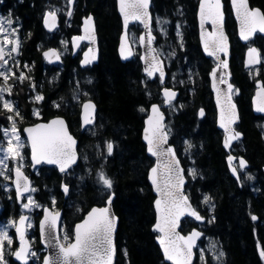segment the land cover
<instances>
[{"label":"trees","instance_id":"trees-1","mask_svg":"<svg viewBox=\"0 0 264 264\" xmlns=\"http://www.w3.org/2000/svg\"><path fill=\"white\" fill-rule=\"evenodd\" d=\"M1 2L4 13L13 16L15 23L21 26L25 46L20 59L30 65L31 70L27 73L36 83V89L43 93V101L39 105L42 120L64 116L71 131L79 138L81 159L68 175H61L56 168L45 166L38 174H31V169L28 170L37 188L36 198L45 207H51L52 199L57 198L59 209L64 210V226L72 234L75 224L93 206L105 205L114 194V208L120 217L116 264H168L156 244L158 234L152 230L155 222L154 195L147 173L154 160L147 156L141 137L149 106L152 103L163 104V86L158 78L150 80L144 75L139 55L130 62L120 60L117 47L122 22L116 0H75L71 25L66 22L69 0ZM198 2L153 0L152 6L153 15L167 17L171 25L166 46L171 48L174 58L168 69L169 83L166 86L176 89L179 98L174 103L177 106L175 111L166 109L170 142L176 147L186 171L189 164L196 171L195 178L187 174L186 193L207 218L203 225L192 220L183 222L182 231L186 233L198 226L204 231L195 264H203L205 260L212 264L215 253L221 252L224 254L220 256L221 264H264L261 257L264 250V117L255 116L251 110L255 83L259 79L264 81V75L261 73L259 77L252 78L243 69L246 46L237 38L229 0H224L232 43V82L241 111V122L237 128L244 134L243 140L234 145L232 153L249 162L247 169L240 170V180L237 181L228 169L229 154L222 147V133L216 127V110L209 85V73L214 62L203 55L200 47L196 20ZM250 2L264 12V0ZM58 7L63 9L60 26L51 35L44 29L43 18L48 9ZM89 14L94 15L97 24L101 51L99 63L82 69L79 65L81 52L74 55L71 50L63 57L61 65L47 64L42 51L47 47L58 48V38L70 41L73 36L81 34L82 21ZM177 21L183 30L184 49L176 36ZM130 29L137 33L141 30L135 25ZM155 32L159 44L160 35ZM254 44L264 54V37L257 36ZM86 47L83 45L82 50ZM188 68L194 72L193 78L189 77ZM177 69L178 74L175 72ZM172 76L176 82L171 81ZM27 85L28 81L21 86L16 83L15 96L27 119L35 123L38 120H34L30 112L36 104L29 100L30 88ZM78 92L83 95V101L91 99L98 107L96 120L85 133L81 132L80 104L75 102ZM202 108L205 116L201 118ZM2 126H8V122L0 114V139H3ZM108 143L113 145L111 155L107 151ZM184 149L187 155L183 154ZM101 173L112 181L111 189L100 181ZM249 176L252 179H248ZM3 181L0 176V203L5 206L4 213L18 215L21 209L14 191L7 193ZM63 183L69 187L68 198L61 191ZM254 215L258 217L257 221L252 219ZM208 238L217 245L213 252L206 246ZM40 246L37 243V247ZM7 255L10 264H17L12 254Z\"/></svg>","mask_w":264,"mask_h":264},{"label":"snow or ice","instance_id":"snow-or-ice-1","mask_svg":"<svg viewBox=\"0 0 264 264\" xmlns=\"http://www.w3.org/2000/svg\"><path fill=\"white\" fill-rule=\"evenodd\" d=\"M73 0H69V3H72ZM150 0H119L121 14L125 18V27L127 28L129 18L139 20L141 23L145 24V27H148L146 19L148 14ZM233 8L236 12L237 20L240 24V32L242 39H248V36L257 30L264 32V13H261L259 10H251L248 7L247 0H232ZM223 5L221 0H200V24L201 28L206 22H210L213 25V32L209 33L210 37L216 36L217 38L212 39L211 44L207 40H204L202 35V40H204L205 51L209 56H216L217 60L219 57L216 55L217 52H225L227 50V37L223 32ZM68 15L71 16V11L68 12ZM48 17H51L53 21L56 19V12H49L45 18V25L51 31L55 27V23L49 24ZM91 18L85 21L86 24L89 23ZM11 19L7 21L0 20V35L5 31L4 25H11ZM166 23V21H165ZM179 35V33H178ZM76 40L84 39V37H76ZM155 39L151 35V30L149 29V35L147 37V44L150 45ZM141 42L145 40V37H140ZM18 47V44H17ZM10 51H17V48L14 47ZM156 53L155 49H152ZM55 55V53H52ZM122 54H123V41H122ZM45 57L49 56V52L44 53ZM131 55V52H129ZM160 53H156L151 57V62L149 67L146 68V73L149 77L153 76V71H159L160 82L164 81V72L159 65L161 62L158 59ZM249 64L260 63V58L257 50L255 48L249 49ZM58 58V57H57ZM127 58V57H124ZM0 61H4V48L0 46ZM91 61L88 59V54L85 53L84 64H88ZM7 62L4 61L3 64H0V69L4 68ZM220 64L226 68V61H220ZM8 72H11V69H8ZM212 76L216 77V70H213ZM0 77H3L5 81L8 79V75L4 71H0ZM20 80L25 79L24 74L21 72L18 77ZM221 83H224L223 76L218 77ZM232 90V85H228V91ZM8 91L11 93V88L0 87V102H2V107L9 112H13L15 116L19 117L20 113L18 110L14 109L12 103L4 99L3 93ZM165 97L170 98L174 97L175 93L170 90H165ZM259 95V93H258ZM225 96V105L221 108V127H225L223 120L227 117L229 123L235 121L234 109L235 105L231 103V97L224 94ZM42 96H37L36 100H42ZM167 103H170V99L166 100ZM219 104V100L217 101ZM58 107V105H57ZM85 113L89 109L94 110V105L87 103L84 106ZM144 111L143 108L140 109ZM259 112H264V98L261 100L260 106L256 109ZM152 113L158 114L154 119L153 116H149L148 127L145 129V141L148 145V151L151 155L156 156L158 159L157 167L152 168V173L157 174L158 168L161 167V161H163L164 172L162 173V183L160 178L156 175L152 177V182L156 186L157 191L163 197V208H161V200L156 201L157 211H158V221L154 227V231L161 233V236L158 237L159 242L163 248L165 259L172 261V264H191L192 258V249L195 247L196 240L200 237L201 233L193 231L189 236H181L177 231L176 227L178 226L179 219L184 215L185 211L197 220H202L203 218L198 215V213L191 208V205L188 202V197L185 196L181 191V185L184 183V180L181 176V170L178 167V161L175 160V154L171 147L164 148L163 145L167 143V134L163 131L164 125L162 124L163 115L159 114V109L157 106L153 105ZM34 114L38 115V112ZM203 110H201L200 115L203 116ZM8 119L13 120V116H9ZM22 119V118H21ZM85 124H91L92 119L86 116L84 120ZM228 129L226 128V131ZM11 131L13 135L7 139V153L3 145H0V165H4L5 160H7L8 153L13 157L19 158L20 167L16 169L15 175L16 180L14 183L17 188V197L21 198L24 193L35 192V188H29L28 184L25 183L23 186L20 184V180H27L26 177H23L20 168L23 167V155L19 152V149L24 147V143L21 140V137L16 134L17 129L15 122H13L12 128L10 130H4V136L8 137V133ZM28 133L29 142L31 145L32 151V161L33 164H38L46 162L48 164H56L59 166L61 172H65L71 164L76 161V153L74 150L75 140L68 133L66 126L64 125L63 120H53L48 124H40L35 127H30L25 129ZM240 133L236 132L234 135H231L225 140V148L229 147V142L232 139H239ZM13 140L16 141V144L13 145ZM189 148L191 145L188 146ZM108 154L111 155L113 151V145L111 143L107 144ZM229 167L232 169L233 175L239 180L237 174V168L233 166L232 161L236 159L235 157L229 156ZM247 166L246 161L240 159L239 168L242 170ZM6 168H0V175H5ZM10 171V170H9ZM189 174L195 178V170L192 169L189 171ZM102 184L108 188H112V181L108 179L103 173L99 176ZM252 179V177H248ZM64 192L67 194L68 188L64 187ZM28 203L24 204V208H28L30 204L35 205V202L32 200L31 196L27 197ZM208 198H205L207 202ZM112 198L111 196L108 199V204L111 205ZM55 203V200H53ZM47 213L45 221H42L40 224V230L42 235L45 231L49 235V245L59 249V255L56 257V264H111L112 256L114 255V245L112 234L115 230V218L110 213V208L105 207L102 209H92L88 214V217L80 224L76 225L74 234L72 237H69L67 234L63 236L65 243H53V229L57 227V218L59 214L51 216V213H48V210L45 209ZM51 216V219H49ZM27 217L21 216L20 222L23 223ZM253 220H256V217H252ZM31 225H29L30 227ZM17 232L20 233L21 246L20 248L12 253L17 260L24 261V264H27V258L29 255L35 256L34 252L26 247V242L24 241L23 233L20 228H17ZM7 240V244H12V239L7 236L6 231H0V264H4V241ZM71 242H68L70 241ZM127 255V253H125ZM221 252L219 256H223ZM219 256L217 259H219ZM261 257L264 258V250L261 251ZM203 259V255L201 256ZM44 264H52V262L45 258Z\"/></svg>","mask_w":264,"mask_h":264},{"label":"water","instance_id":"water-1","mask_svg":"<svg viewBox=\"0 0 264 264\" xmlns=\"http://www.w3.org/2000/svg\"><path fill=\"white\" fill-rule=\"evenodd\" d=\"M221 2H222V5H223V9L222 10H223V14H224L223 32H224L225 36L227 37V41H226L227 50H226V53L225 52H217L216 55L219 57V60H217L216 56H209L207 54V52L205 51L204 40H207L209 42V44H211L212 39L217 38L218 33L216 34V36H212V37H210L208 35L209 33H212L214 31L213 30V25L210 22H206L204 24V26H203V29L201 28L200 12H199L200 0L198 2L197 13H196V20H197V27H198V37H199L200 47H201L203 55L207 59H212L215 62V66L212 68L211 72L209 73V81H210V90H211L212 97H213V103H214L215 110H216V127H217V129L220 132H222V147L225 150V152L229 154V156H232V157L236 158V159H234L232 161L233 166H235L237 168V166L235 165L236 162L239 163L240 159H243L244 161H246V164H247V166L244 169H247L249 167V162L246 160V158H244V157H239L238 158L237 156H235L232 153L234 145L237 144L240 140H243L244 134L240 130L237 129V126L241 122V112H240L238 103L236 102L235 97H234L235 85L232 82L233 72H232V65H231L232 43H231V37H230V35L228 33V29H227V19L228 18H227L225 2H224V0H221ZM74 3H75V0H73V2L70 3V5H69L70 6L69 7V11H71V15L73 13ZM247 3H248L249 9H251V10H259L261 13H264L261 8L256 7V6L253 7L251 2H250V0H247ZM152 6H153V0H150L149 7L147 9L149 16L147 18H145L146 22L148 24L147 28L145 27V24L141 23L139 20H135V19H132V18H129L128 25H127V28H126L125 27V18L121 14V11H120L119 0H116L117 12H118V15H119V17L121 19V22H122V33L120 34V37H119L117 52H118V56H119L120 60L123 63L130 62V61H132L135 58L136 51H135L134 46H133V44L131 42V39H130V27L132 25L139 24L141 26V29H142V32L139 35V48H140L139 59H140L141 64H142L143 73L150 80H154V79L158 78L159 81H160L159 71H155L154 70L152 77H149L147 75L146 71H145L146 68L149 67V64L151 62V57L153 55H156V53H159L158 48L155 46V42H156V38L157 37H156V35L154 34V31H153ZM229 6H230V11H231L234 23L236 25L237 38L239 39V41L243 45L247 46L246 51H245V55H244V60H243V69L244 70H250V69L262 66L263 65L262 53H261L260 49L255 44H253V42L256 40L257 36L264 37V32H260V31L257 30L256 32H253L251 35H249L248 39H242L241 38V32H240V24H239V21L237 20L236 12H235V10L233 8V5H232V0H229ZM48 13H46L44 18H43V26H44V29L48 33L53 34V33H55L57 31V29L60 26V18H59V15L57 13H56L55 21H53L51 19V17H48L49 24L55 23V27L50 31L49 28L45 25V18H46ZM88 18H91V20L89 21L88 24H86L85 21L88 20ZM149 29L151 30V35L153 37H155V39L152 41V43L150 45L147 44V37L149 35ZM202 35L204 37V40H202ZM76 37H84V39L76 40V39H74ZM140 37H145V40L143 42H141ZM122 41H123V54H122ZM70 44H71V48H72V51H73L74 55H77L80 52L81 47H82L83 44L87 45V48L84 49L82 51V53H81V60H80V63H79L80 68L85 69L88 66H94V65L99 63L100 58H101V51H100V46H99L97 24H96V20H95V17H94L93 14H89L88 16H86L83 19L82 26H81V34L73 36L71 38V40H70ZM15 47L17 48V51H14V53L17 54V53H19V45H18V47H17V45H15ZM250 48H255L257 50V52L259 54L260 61H261L260 63H257V64H249L248 63V61H249L248 53H249V49ZM152 49H155L156 53H154L152 51ZM45 52H49V56L48 57H45V55H44ZM53 52L55 53V55L52 54ZM129 52H131V55H129ZM85 53L88 54V59L91 61L88 64H84L83 63V61L85 60ZM42 57L44 58V60H45V62L47 64L52 65V66H58V65H61L63 63V56L60 53L59 49L56 48V47H47V48H45L42 51ZM124 57H127V58H124ZM158 59L161 62L159 67H161L163 72H164V81H163V83H161V82L160 83L162 85H165L167 77H168V67H167L166 62H165V60H164V58L162 57L161 54L158 56ZM220 61H226L227 67L225 68L223 66V64H220V66L218 67V64H219ZM0 62H2V61H0ZM213 70H216V77L217 78H214L212 76ZM220 76H223V79L225 81L224 83H221L219 81L218 77H220ZM229 84L232 85V90L231 91H228V85ZM166 89L170 90L171 92H174L175 96L174 97H170V98H166L165 94H164ZM161 92H162V98L164 100V104L161 105L160 103H153V104H151L149 106L147 116L144 119V125H143V129H142V134H141L142 142H143V144L145 145V148H146V154H147V156H149L150 158H152L154 160L153 165L149 168L148 173H147V181H148V183H149V185L151 187L152 193L154 195L153 208H154V212H155V222H154V224L152 226V230L154 229L155 225L157 224L158 216H159L158 211H157L156 201L158 199H160L161 200V208H163V206H164L163 205V197L157 191L156 186H154V184L152 182V177L154 175H156L158 178H160L161 183H162V173L164 172L163 161H161V167L158 168L157 174H153L151 170H152V168L157 167L158 159H157L156 156H153V155H151L149 153L148 145H147V142L145 141V138H144L145 137V129H146V127H148V124L146 122L148 121L149 116H153V118L155 119L156 116L158 115V114H153L152 113V107H153V105H155L159 109V114L163 115L162 124L165 126L163 131L167 134V143L164 144L163 147L164 148L171 147L173 149L174 154H175V160H177L179 162L178 163V167L181 170L180 174H181V176H182V178L184 180V183L181 185V191H182V193L185 196L188 197V202L191 205V208L193 210H195L200 217L203 218L202 220H197L195 217L189 215L187 213V211H185L184 215H182L180 217L179 222H178V226L176 227V231L181 236H185V237L189 236L193 231L201 233L200 237L196 240L195 247H193V249H192L191 264H195L197 250H198V248L200 246L201 240L204 237V231L200 227H194L191 230H189L188 232L184 233L182 231V225H183V222L185 220H187V219H191L192 221H194L198 225H202V224H205V222L207 221V218L205 216H203L202 213L194 206L191 198L186 193V186H187V183H188V178H187V175H186V168L182 164V161H181V159H180V157H179V155L177 153L176 147L173 144H171V142H170V133H169V130L167 129V124H166L167 123V115H166V112H165V108H168L173 102H176L178 100L179 92L176 89L171 88V87H167V86H164L162 88ZM237 92L239 93V91H237ZM225 93H227V95L231 97V103L235 105V109H234L235 121L232 122V123H229L227 117H225L224 120H223V123L225 124V127H221V122H222V120H221V108L225 105V96H224ZM258 93H259V95H258ZM262 98H264V81L263 80H258L255 83V91H254V94H253L252 99H251L252 112H253V114L255 116L264 117V112H259V111L256 110L257 107L260 106ZM169 99H170V103H167L166 100H169ZM218 100H219V104L217 102ZM87 103H91L95 107H94V110L93 109H89L88 112L85 113V110H84L83 106L85 104H87ZM201 110H203V113H204L203 116L200 115V117L202 118V117L205 116V109H201ZM201 110H200V112H201ZM97 112H98V107H97V104L93 100L87 99V100L82 102V104L80 106V126H81V132L82 133H85L86 130L88 129V127H90L91 125L94 124V122L96 120V117H97ZM86 116L88 118L92 119V123L91 124H85L84 123V120H85ZM53 120H63L64 121V125L66 126L68 133L73 137V139L76 142L75 146H74V150H75V153H76V161H75V163L71 164V166L68 167L65 172H61L59 166L56 165V164H48V163L43 162V161L41 163H38V164H35V165L33 164L31 145H30V142H29L28 133L25 131V129H27V128L35 127L36 125H40V124H48V123H50ZM226 128L228 129L227 131H226ZM236 132L240 133L239 139L230 140L229 147L225 148L224 145H225L226 138L231 136V135H234V133H236ZM23 133L25 134V136L27 138V141H28V146H29V150H30L29 158H30V161H31V164H32L30 169H31L32 172H35L37 169H40L41 167L45 166V167H48V168H56L58 170V172L63 175V174H67L70 170H72L74 167H76L79 164L80 159H81L80 153H79V138L76 137L75 134L71 131L69 123H68L67 119L64 116L56 115V116H53V117L49 118L48 120H45V121L42 120V121H38L35 124L26 125L23 128ZM229 156H228V158H229ZM228 158H227V165H228V169L230 171V174H231V176L234 179L239 181L240 180V173L238 171V168H237V174L239 176V180L237 179L236 176L233 175L232 169L229 167V159ZM15 171H16V169L13 172V182L12 183H13V188H14V191H15L16 199L18 201H21V200H23V198L25 196H27L31 192L24 193L21 198L17 197V188H16V184L14 183V181L16 180ZM20 171L22 172L23 177L27 178L26 181L23 180V179L20 180L21 186H23L25 183H27L29 188H33L32 179L28 175H26L25 171H23V170H20ZM263 171H264V168H263ZM65 186H67V185L65 183H63L62 186H61V191L64 193L65 198H68V196H69V187L67 186L68 192L66 194L64 192V187ZM110 196L112 198L111 205L108 204V199H109L108 198L106 203H105V205L93 206L85 214L84 218L81 221H79V222H77L75 224L74 230H75L76 225L82 223L88 217V214L92 211V209H102V208H105V207H109L111 215L115 218V230H114V232L112 234L113 245H114L115 251H114V255L112 256L111 264H116L117 263V258H118L117 234H118V230H119V226H120V217L117 215V213L115 211V208H114V197H115V195L111 194ZM45 209L48 210V213H51V216H55L57 213L59 214V216L57 218V227L53 229V236L55 237V239H53V243H62L61 232L60 231H61V227H62V224H63V221H64V210L60 209L58 211H54L52 207L46 206L43 209L42 216H41V218H40V220L38 222L39 243H40L41 247L44 248L45 251H46V253H45L44 257H43V260H42V264H44L45 258H48L52 262V264H56V257L59 255V249L56 248V247L50 246L49 245V239L50 238H49L48 232L45 231V233L42 235L41 230H40V224H41L42 221H45V217L47 215V213L45 212ZM21 216L27 217V219L23 223L20 222ZM21 216L18 218L17 224H16V238H17V240L19 242V248H20V246H21L20 233L17 232V228H20L21 232L23 233V236H24V241L26 242V247L31 252L33 246H32V242H31V240H30V238L28 236L29 216H28V214H24V215H21ZM51 216H49V219H51ZM254 216L256 217V220H254V221H257L258 217L256 215H254ZM155 232L158 234V236L156 237V244L158 245V247H159V249L161 251V254H162V257H163L164 261L166 263H168V264H172V261H169V260L165 259L163 248H162V246H161V244L159 242V239H158V237L161 236V233H159L157 231H155ZM73 233H74V231H73ZM29 257H30V255L27 258V264H28V261H29ZM13 259H14V261L16 263L24 264V261L17 260L14 255H13Z\"/></svg>","mask_w":264,"mask_h":264},{"label":"rangeland","instance_id":"rangeland-1","mask_svg":"<svg viewBox=\"0 0 264 264\" xmlns=\"http://www.w3.org/2000/svg\"><path fill=\"white\" fill-rule=\"evenodd\" d=\"M0 4H2L1 0H0ZM48 11L49 12L55 11L59 15V18H60V14H62L63 9H62V7H58V8L50 9V10L48 9L46 12L48 13ZM67 15H68V13H67ZM8 19H11L12 23H11V25L5 24L4 25L5 31L2 35H0V46H3V48H4V61L7 62L4 66V68L0 69V71H4L8 75V79H7V81H5L3 77H0V79H1L0 80V87L6 88V89L11 88V93H9L8 91H5L3 93L4 99L8 100L12 103L14 109L19 111L20 116L17 117L14 115L13 112H9L6 109H4L2 107V102H0V114H2L8 122L7 127L1 128L2 136H3L4 140L0 139V145H3V147L5 149V153H7V147H8L7 139L9 137H11L13 135V133L11 131H9L8 137H5L4 136V130L5 129L10 130L12 128L13 122H15L16 129H17L16 134H18L21 137V140L24 143V147L19 149V152L24 157L23 162H22L23 167L20 168V170L25 171L26 175H28L32 179V177L29 174L30 173L31 174H38V172L41 168L37 169L35 172H32V171H30V173L28 172V170L31 168L32 164H31V161L29 158V153H27V149L29 150V147H28L27 138H26L25 134L23 133V128L26 125L33 124L34 121L27 119V116L21 110V108L19 106V102L15 96V92L17 91V88L15 90L14 86L16 85V83L17 84L19 83V85L21 86L22 84H24L25 81H28L27 86H28V88H30L28 90L29 100L36 104L35 106L32 107V110L30 112V116L33 117L34 120H39V119L43 118L42 111L39 107V105L42 103L43 99L39 100V101L36 100L37 96L43 97V93H41V91L36 89L37 88L36 83L32 82V78L30 77L29 73H27L28 71L31 70V68H30V65L28 63H24L20 59L21 52L19 51V53L15 54L13 51H10L17 44L19 46L21 44H23V46H25L24 36L21 33L20 24L15 23V18L13 16L11 17V16L5 14L4 11L0 8V20L7 21ZM154 20H155V24H154ZM165 21H166V23H165ZM227 21H228V19H227ZM66 22H68V25H71V20H70L69 16H68ZM135 26L140 27V29H141V26L139 24H135ZM169 26H171V25H170V21L168 20L167 17H165V16L164 17L163 16H154L153 15L154 34L156 35L155 31H157V33L160 35V43L159 44L157 43V38H156L155 46L158 48L159 53L164 58L168 69L171 67L172 60L174 58V53L172 52L171 48H168L166 46L167 45L166 44V37H167V32L169 30ZM175 31H176L177 39L179 40V43L183 46L182 48L184 49V44H183L184 34H183V30H182V27H181V24L179 21H177L175 23ZM141 32H142V29L140 30L139 33H137L134 30L132 31L130 29V39H131V42H132L134 49L136 51V55H140L139 35ZM178 33H179V35H178ZM58 42H59L58 49H59L60 53L62 54V56L64 57L71 51L70 41H68L66 38L62 37V38H58ZM253 44H254V42H253ZM246 48H247V46H246ZM22 54H23V52H22ZM262 59H263V65L262 66H260L258 68L257 67L253 68L251 70H247L248 72H251V74L250 73L249 74L252 78L258 77L261 73L264 75V54H262ZM4 61L0 62V64H3ZM214 66H215V62H214ZM8 69H11V72H8ZM21 72L25 76V79H23V80H20L18 78L20 76ZM175 72L178 74L179 69L175 70ZM187 72L189 74V77L193 78L194 72L189 68H188ZM258 73H260V74H258ZM257 74H258V76H257ZM55 76H56V74H54L52 78L54 79ZM167 80H168V78H167ZM167 80H166V83H167ZM171 81L176 82L175 76L171 77ZM84 95L87 96L88 94L86 92H84ZM82 97H83V95L80 92H78V94H76V96H75V102L79 103L80 104L79 106H81V104L83 102ZM54 105H56V104H54ZM167 109H169L171 112H173L177 109V106H175L172 103ZM35 112H38V115L34 114ZM9 116H13V120L10 121L8 119ZM27 121L30 123L25 124ZM15 144H16V141L13 140V145H15ZM183 154L187 155L186 149H184ZM0 155H3V154H0ZM8 157L9 158L7 160H5L4 165H0V168H6L8 170L5 171V175H0V176H2L4 178L3 182H4L5 191H7V193H10L11 190L13 189V183H12L13 182V172L15 169L20 167L21 162H20L19 158L13 157L10 153H8ZM188 161L189 162L191 161V158L189 156H188ZM192 169H194V167L191 164H189L187 167L186 175L187 174L190 175L189 171ZM195 173H196V171H195ZM66 175H68V174H66ZM66 175H64V176H66ZM190 176H192V175H190ZM32 181H33V179H32ZM33 188H35L36 191L31 192L30 194L25 196L23 198V200L18 201L16 199L18 204H19V208L21 209V213L18 215L14 214V216H10V214H8V217H6V219H8V222L6 224L0 226V231H6L7 236L12 239L11 245L7 244V240L4 241V245H5V248H4V258H5L4 264H10V258L8 257L7 254L8 253L12 254V253L16 252L18 249V245H16V244H18V242H16L17 240L15 241V238H16L15 232L16 231L14 232L13 235H11V233L9 232V229L11 227V224H10L11 220L13 218L14 219L19 218L22 214H28V216H29V225H31V226L29 227V225H28V236H29V238L33 244L32 252H34L36 254L35 256L30 255V260H29L28 264H42V260H43V257L45 255V249L42 248L41 246H40V248L37 247V243H39L38 222L37 221H39L40 217L42 216V212H43V209L45 208V205H43L36 198L37 188L34 187V184H33ZM13 191H14V189H13ZM14 195H15V192H14ZM28 196H31L32 200L35 202V205H38V207L34 206L32 204H30L28 208L23 207L24 204L28 203V200H27ZM53 200H55V203H53ZM51 205H52L51 207L53 208L54 211L60 210L58 207V199L57 198L52 199ZM0 206H4V205L0 203ZM4 208H5V206H4ZM10 212H13V211H10ZM60 232H61L62 243H65V241L63 240L64 235L67 234L69 237H72L74 234V233L71 234L70 231L67 228H65L64 222L62 224ZM68 242H71V240ZM206 246L212 252L214 251L213 249L217 248V245L214 243V241H212V239H209V238L206 239ZM215 254L216 255H215L214 261H212V264H221V258L219 256V254L218 253H215ZM218 256H219V259H217ZM203 264H208V261L205 260L203 262Z\"/></svg>","mask_w":264,"mask_h":264},{"label":"flooded vegetation","instance_id":"flooded-vegetation-1","mask_svg":"<svg viewBox=\"0 0 264 264\" xmlns=\"http://www.w3.org/2000/svg\"><path fill=\"white\" fill-rule=\"evenodd\" d=\"M0 8H1V6H0ZM70 48H71V45H70ZM23 49H24V46H23V44H21L20 45V52H21V54H22V52H23ZM72 50V49H71ZM209 85H210V81H209ZM202 109H204V108H202ZM43 118H41V119H39L40 121L42 120ZM38 120V121H39ZM37 121V122H38ZM45 121V120H44ZM36 123V122H35ZM239 158V157H238ZM236 166H237V168L239 169V163L238 162H236V164H235ZM239 172H240V170H239ZM5 212V208H4V206H0V226L1 225H4V224H6L7 222H8V219H6V217H8V214L7 213H4ZM17 220H18V218L17 219H12L11 220V227H10V229H9V232L11 233V235H13L14 234V232H15V230H16V224H17ZM38 222V221H37ZM16 233V232H15ZM17 239L15 238V241H16ZM4 260H5V258H3Z\"/></svg>","mask_w":264,"mask_h":264},{"label":"bare ground","instance_id":"bare-ground-1","mask_svg":"<svg viewBox=\"0 0 264 264\" xmlns=\"http://www.w3.org/2000/svg\"><path fill=\"white\" fill-rule=\"evenodd\" d=\"M67 10V9H66ZM68 11V10H67ZM49 12V11H48ZM50 12H52V11H50ZM46 14V13H45ZM52 35V34H51ZM160 48V47H159ZM163 50V49H162ZM168 62V61H167ZM214 67V66H213ZM258 68V67H257ZM250 74H251V72H249ZM258 74H260V73H258ZM258 74H257V76H258ZM262 75V74H261ZM254 76V75H253ZM259 77V76H258ZM168 78V77H167ZM149 79V78H148ZM168 83H169V81H167ZM161 85V84H160ZM238 95V94H237ZM236 100V99H235ZM95 102V101H94ZM177 102V101H176ZM153 104V103H152ZM162 104V103H161ZM169 110V109H168ZM252 110V109H251ZM241 112V111H240ZM171 113V112H170ZM174 114V113H173ZM172 115V114H171ZM168 119V118H167ZM168 123V122H167ZM168 127V126H167ZM170 132V131H169ZM222 133V132H221ZM171 136V135H170ZM242 172V171H241ZM246 174V173H245Z\"/></svg>","mask_w":264,"mask_h":264}]
</instances>
